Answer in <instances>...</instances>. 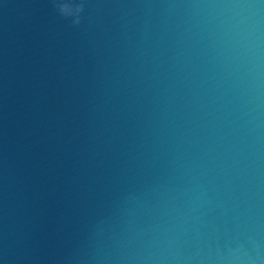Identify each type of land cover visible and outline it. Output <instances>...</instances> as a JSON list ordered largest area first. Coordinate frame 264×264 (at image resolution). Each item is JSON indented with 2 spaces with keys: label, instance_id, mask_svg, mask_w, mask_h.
Here are the masks:
<instances>
[{
  "label": "water",
  "instance_id": "obj_1",
  "mask_svg": "<svg viewBox=\"0 0 264 264\" xmlns=\"http://www.w3.org/2000/svg\"><path fill=\"white\" fill-rule=\"evenodd\" d=\"M167 10L148 19L134 9ZM138 174L202 161L264 232V0H132Z\"/></svg>",
  "mask_w": 264,
  "mask_h": 264
},
{
  "label": "clouds",
  "instance_id": "obj_2",
  "mask_svg": "<svg viewBox=\"0 0 264 264\" xmlns=\"http://www.w3.org/2000/svg\"><path fill=\"white\" fill-rule=\"evenodd\" d=\"M56 15L79 29L90 0H49ZM97 15L100 9L93 10ZM134 12L164 15L146 5ZM123 171L98 202L82 235L60 264H264L258 216L229 209L227 187L202 161L173 154L159 173Z\"/></svg>",
  "mask_w": 264,
  "mask_h": 264
}]
</instances>
